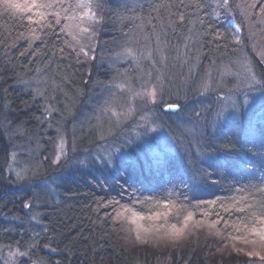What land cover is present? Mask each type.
I'll list each match as a JSON object with an SVG mask.
<instances>
[{"label":"trees","instance_id":"16d2710c","mask_svg":"<svg viewBox=\"0 0 264 264\" xmlns=\"http://www.w3.org/2000/svg\"><path fill=\"white\" fill-rule=\"evenodd\" d=\"M232 1L242 2L264 31V0ZM218 2L92 0L100 23L95 57L86 60L60 25L41 31L29 25L26 14L5 10L0 0V247L22 255L16 264L255 260L236 252L242 243L228 239L231 230L223 221L217 225L220 236L194 228L178 243L165 245L136 241L131 226L114 219L121 205L142 210L136 201L169 192L201 219V212L211 211L204 201L227 202L238 195L237 188L264 180V117L253 130L246 129L243 118L212 122L224 98L240 102L244 53L264 89V62L251 53L246 39L240 41L233 18ZM234 19L240 21L237 15ZM34 27L39 39L33 38ZM124 84L130 96L144 89L156 92L153 102L140 101L142 110L139 101L129 102L137 114L126 129L137 127L140 116L156 113V126L170 134L177 156L148 168L130 163L117 171L87 158L84 151L94 149L95 136L78 137L77 131L105 128L104 99ZM165 105L180 109L168 112ZM64 126L70 136L78 134L73 136L78 149L65 167L55 162ZM89 138L92 143L86 145ZM80 157L81 164L73 167L71 160ZM210 160L227 163L213 171L207 168ZM114 201L119 204L104 206Z\"/></svg>","mask_w":264,"mask_h":264},{"label":"rangeland","instance_id":"374dc122","mask_svg":"<svg viewBox=\"0 0 264 264\" xmlns=\"http://www.w3.org/2000/svg\"><path fill=\"white\" fill-rule=\"evenodd\" d=\"M218 1V4L222 3L221 0ZM223 9L233 18L232 25L240 41L246 39L251 48V53L264 62V58L261 56V53H264V46L261 43V40L264 39L262 37L264 31L260 26L261 20L255 21L251 12L245 5H242L240 1L229 0L228 6ZM235 15L240 18V21H238L239 19L237 22L235 21ZM99 23L100 22L94 24V31L92 33L78 37V48L80 49L81 45L86 46L84 50L88 55L85 56L80 52L86 60L95 57L94 51L97 46ZM242 63V77L240 83L238 82V85L240 84L239 86L243 89L241 91L242 95L240 102L237 98H233L232 96L224 98L219 112L215 114L212 122L218 125L233 121L234 119L241 120V118H243L246 129L253 130L256 122L264 117V89H262V84L257 74V82L250 80L247 69L251 68L252 72L255 73V68L251 63V58L247 54L245 56V53ZM121 87H123V91ZM129 88L130 86L125 84L120 85V88L115 89L114 93L107 95L106 99H104L106 107L104 106V113L102 111L103 114H101V119H103L105 123V128L103 124L96 125L93 131L90 126H87L77 131L79 136L77 133L75 135L73 133L70 136V133L66 130L67 126L61 127L60 138L56 142V163L63 161L62 164L65 167V165L68 164V159L73 156L78 145L76 142L77 137L73 136L84 137L85 135L95 136V145L92 147L94 149H84L85 155H87L90 161L98 163L100 167L102 166L109 171H117L120 166L127 167L130 163H134L133 165L137 167L145 165L148 168L149 166L163 162L167 158L178 155L179 151L173 143L170 134L159 126V124L156 126L155 121L157 118L152 117L153 114L156 113L150 112L144 115L141 114L143 117L140 116L141 118L137 122L138 126L133 129H126L125 126L127 125V121L133 115L136 116L137 114V108H135L136 111L132 109V106H128L129 102L131 100L139 101V105L136 106H139L140 110H142L140 105L141 100L148 98L150 102H153L154 98H156V92L154 98L147 95V92L152 91V89H144L130 96L132 90L130 92ZM130 104L132 105V102H130ZM107 135L111 136V138L106 139ZM86 142H88L86 145H90L92 143L91 138ZM87 150L89 153L86 154ZM90 152H92L91 155ZM71 161L74 162V167L80 165L83 159L80 157L78 159H72ZM163 243L166 245V241H163ZM240 247L239 249H243V251L238 252L240 250L235 249L237 253H241L244 257L255 258V260H250L247 264H264V259H261L260 256H249L247 254L248 251L252 249L251 245L242 244ZM261 255L264 256V252H261ZM21 256L22 255L17 251H10L0 247V264H16L17 259Z\"/></svg>","mask_w":264,"mask_h":264},{"label":"snow or ice","instance_id":"6c2138e0","mask_svg":"<svg viewBox=\"0 0 264 264\" xmlns=\"http://www.w3.org/2000/svg\"><path fill=\"white\" fill-rule=\"evenodd\" d=\"M5 10H13L16 13L26 14L29 25H36L41 31L53 29L54 25H60L61 31L72 35L73 40L79 43L78 37L88 35L94 31V24L99 22V18L92 10V0H3ZM229 0H222L221 7H227ZM196 7H199L197 4ZM51 18V19H50ZM179 19L183 21L184 17ZM67 21L66 23H62ZM34 39H39L36 35L37 28H32ZM239 43V41H236ZM85 45L80 46V52L85 56L88 53L84 50ZM126 54L136 59L130 49H126ZM151 54L149 53V56ZM264 58V53H261ZM249 78L257 82L256 74L251 68L247 69ZM207 85H205V88ZM123 91V87H121ZM149 97H155V90L148 91ZM169 109L175 110L177 105H169ZM229 151H236L230 149ZM58 162V160H57ZM227 162L221 164L216 160H210L207 168L215 171L218 167H223ZM253 167H255L253 165ZM211 176L212 172L207 170L204 173ZM212 183H216L215 179ZM238 195L232 196L225 201H204L210 206L211 211L201 212L203 218L196 219L194 212L188 210L182 203L172 199V193L161 196L160 198H145L136 201L142 210L121 205L115 212L114 219L117 222L127 223L131 227L129 232L135 233V240L140 243H150L153 241H170L178 243L185 238L192 229L205 228L210 234L220 236L222 230L217 227L223 221L225 229H230L227 233L228 239L245 245H251L248 251L249 256H260L264 252V180L259 183H250L245 187L237 188ZM119 204V201L105 204V207H112ZM217 206L219 210L217 211ZM27 207V205H26ZM197 209L200 204L195 206ZM237 214H239L237 216ZM215 219H208L209 216ZM237 216L236 219H233ZM236 247V244H233ZM243 251V249H238Z\"/></svg>","mask_w":264,"mask_h":264},{"label":"water","instance_id":"95a60500","mask_svg":"<svg viewBox=\"0 0 264 264\" xmlns=\"http://www.w3.org/2000/svg\"><path fill=\"white\" fill-rule=\"evenodd\" d=\"M168 106H169V105H166V106L164 107V110H165V111H168V112H177V111L180 109V106H178V105H177V108H176L175 110H171V109H169Z\"/></svg>","mask_w":264,"mask_h":264}]
</instances>
